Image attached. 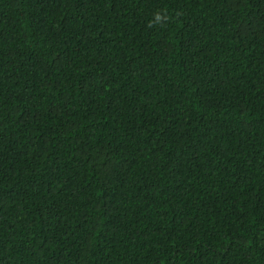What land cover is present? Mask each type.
I'll list each match as a JSON object with an SVG mask.
<instances>
[{"label": "trees", "instance_id": "obj_1", "mask_svg": "<svg viewBox=\"0 0 264 264\" xmlns=\"http://www.w3.org/2000/svg\"><path fill=\"white\" fill-rule=\"evenodd\" d=\"M0 264H264V0H0Z\"/></svg>", "mask_w": 264, "mask_h": 264}, {"label": "clouds", "instance_id": "obj_2", "mask_svg": "<svg viewBox=\"0 0 264 264\" xmlns=\"http://www.w3.org/2000/svg\"><path fill=\"white\" fill-rule=\"evenodd\" d=\"M162 17L160 16L159 13L156 14V20L159 21Z\"/></svg>", "mask_w": 264, "mask_h": 264}]
</instances>
